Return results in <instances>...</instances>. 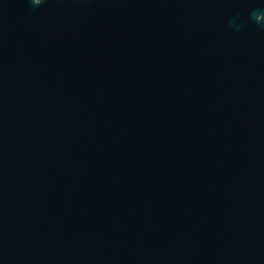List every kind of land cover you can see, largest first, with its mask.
Returning a JSON list of instances; mask_svg holds the SVG:
<instances>
[{"label":"water","instance_id":"1","mask_svg":"<svg viewBox=\"0 0 264 264\" xmlns=\"http://www.w3.org/2000/svg\"><path fill=\"white\" fill-rule=\"evenodd\" d=\"M0 264H264V0H0Z\"/></svg>","mask_w":264,"mask_h":264}]
</instances>
